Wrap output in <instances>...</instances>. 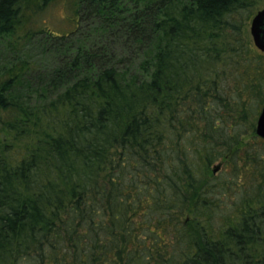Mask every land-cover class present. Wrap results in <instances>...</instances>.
I'll return each instance as SVG.
<instances>
[{"label":"trees","instance_id":"1","mask_svg":"<svg viewBox=\"0 0 264 264\" xmlns=\"http://www.w3.org/2000/svg\"><path fill=\"white\" fill-rule=\"evenodd\" d=\"M54 1L0 0L10 46L69 44L53 90L22 56L0 68V264H264V165L226 132L228 89L264 87L242 34L264 0H77L109 48L72 52L68 34H20ZM227 151L261 180L231 204L213 174Z\"/></svg>","mask_w":264,"mask_h":264},{"label":"rangeland","instance_id":"2","mask_svg":"<svg viewBox=\"0 0 264 264\" xmlns=\"http://www.w3.org/2000/svg\"><path fill=\"white\" fill-rule=\"evenodd\" d=\"M77 8V0H56L49 4L43 12L36 15L32 23L27 25L26 28H23L24 30H21L20 34L25 35L27 30L35 33L43 29L47 32L68 34L67 39H71L69 40L72 46L69 49L71 52L81 44L86 46L85 48L89 45L97 48L106 45L109 32L105 30L100 31V29L96 30V28L100 27L103 18L97 13L93 15L91 12H88V18L80 21L78 20V14H76ZM251 20L252 18L248 21L244 19L246 25L242 34L254 44L251 34ZM41 35L40 33H36V35L33 34L32 39H22L20 43L16 44V47L14 45L15 42H12L14 47L10 46L11 38H0V68L11 64L15 58L22 56L20 59H29L31 62L32 69H34L32 71L33 81H37L38 75H40L39 73L43 72V76H47L48 81L52 80V83L49 82L48 84L51 85L49 90H53L52 70L61 60L66 58L64 56L68 55L63 54V52L66 51L65 46L68 47L69 44H66V42L62 44L61 37L51 36L46 38ZM108 41L113 40L110 38ZM126 43L127 37L124 35L112 45L118 54L122 53L125 56H129L134 53L136 47H133L131 43ZM106 47L109 48L107 45ZM228 95L231 99V102H228L229 111L226 113V125L229 126L226 129L228 136H238L242 143L246 145L247 150L252 152L256 151L259 154L260 161L264 165V139L256 132L258 117L264 105V87H262L260 93L250 94L248 96L231 92L228 89ZM231 125L234 126L233 130H231ZM219 148L224 149V152L227 150L223 146ZM232 155L227 151L225 158L223 157L213 164V169H215L213 173L214 177H228V183H231L235 188L234 191L227 194L229 197L227 198L228 203L230 204L239 201L240 196L244 194L242 193L244 188L239 189L241 184L243 186L248 185V190H254L256 187H259L261 182L260 178L255 177L253 173L251 174L247 171L232 173L231 163L227 161V158L231 160ZM238 184L239 186L237 187Z\"/></svg>","mask_w":264,"mask_h":264},{"label":"water","instance_id":"3","mask_svg":"<svg viewBox=\"0 0 264 264\" xmlns=\"http://www.w3.org/2000/svg\"><path fill=\"white\" fill-rule=\"evenodd\" d=\"M251 34L255 46L264 52V8H261L251 20ZM257 134L264 139V105L261 109L256 127Z\"/></svg>","mask_w":264,"mask_h":264}]
</instances>
